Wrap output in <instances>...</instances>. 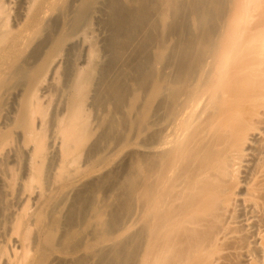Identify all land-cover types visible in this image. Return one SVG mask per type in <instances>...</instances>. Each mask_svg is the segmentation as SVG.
Here are the masks:
<instances>
[{
  "label": "bare ground",
  "instance_id": "bare-ground-1",
  "mask_svg": "<svg viewBox=\"0 0 264 264\" xmlns=\"http://www.w3.org/2000/svg\"><path fill=\"white\" fill-rule=\"evenodd\" d=\"M94 13L103 49L90 45L83 67L68 59L64 108L53 117L60 183L32 214L23 208L43 233L31 245L24 234L19 264H46L53 252L71 257L57 264H206L210 256L242 264L219 256L218 242L219 234H240L227 225L240 196L264 221V0H30L21 29L0 20V90L24 80L2 134L19 128L23 145L33 146L27 185L48 181V144L34 125L45 108L34 87L67 43L85 36ZM29 26L35 30L19 43ZM253 133L258 162L238 191ZM136 209L140 226L130 231L122 218Z\"/></svg>",
  "mask_w": 264,
  "mask_h": 264
},
{
  "label": "rangeland",
  "instance_id": "rangeland-1",
  "mask_svg": "<svg viewBox=\"0 0 264 264\" xmlns=\"http://www.w3.org/2000/svg\"><path fill=\"white\" fill-rule=\"evenodd\" d=\"M1 1L3 6L0 20H7L8 27L13 30L21 29L25 24L30 0ZM96 8L99 9V5ZM47 18L49 16L45 19ZM99 19H101L99 13L91 15V24L85 31V36L79 33L73 37L65 46L64 52L48 65L41 82L34 87V96L45 108L43 123H41L39 117H36L34 125L38 129L43 128L45 134L44 140L48 144L43 161L44 167H47L48 181L41 180L38 183L33 182L28 185L25 183L28 182L27 175L29 173L30 154L33 146L31 144L28 146L23 145L24 135L19 128H14L7 134H2L15 120V114L19 108L24 89V80L17 79L18 86L15 88L5 87L0 90V249L2 250V253H0V264H19L21 261L19 257L25 240L24 234H27V236L30 234L29 243L31 245L43 233L41 229L34 226L35 217L31 216L27 219V216L22 215L24 213L22 210L28 206L29 210H27V213L29 215L32 214L42 200V197L57 189L60 183L56 181V178L61 174V171H59L61 166L60 141L55 135L53 117L64 108V96L61 86L64 81V71L68 66V59L71 62L75 61L78 67H83L86 65V52L90 45H94L97 51L103 49L105 34L97 26ZM34 30V27L29 26L21 35L19 43L25 42ZM218 31L221 33L223 27ZM224 37H221L220 42H225ZM159 45L161 48L160 52L166 56L170 52L172 43L166 38L160 40ZM68 49H71L70 54H67ZM3 69H5V66ZM140 140L141 137L138 138V141ZM258 144V135L257 133H253L243 147V156L240 158V168L237 174L240 181L237 188L238 191L244 190V184L250 172H252L253 166L258 162ZM134 149L139 152L143 151L134 147L128 148L126 151ZM78 159L80 166L88 165L84 161L82 154ZM68 160L70 158L65 159L64 163ZM116 161L92 174L90 178L102 176L108 170L114 168ZM66 167L71 169L75 166L69 163ZM11 174L14 175V179L9 182L7 178ZM97 197L100 199L101 195L98 194ZM236 202L234 213L227 220V225L230 228L239 229L240 234H219L220 240L218 244L223 247L219 256L233 254L237 256L242 264H263L264 246L261 245V238L264 234H259V232L264 229V221L253 216L251 205L242 203L241 196L238 197ZM138 213L139 211L136 209L133 213L124 215L122 218L123 225L128 226L129 224H133L130 231H135L140 226L137 223ZM17 216L21 217L18 225L15 224ZM15 228L17 230L14 231L13 229ZM82 255H85V252L81 251L75 256ZM216 257L210 256L206 264H219L220 260H214ZM69 259L71 257L64 258L57 252H53L46 264H57Z\"/></svg>",
  "mask_w": 264,
  "mask_h": 264
}]
</instances>
